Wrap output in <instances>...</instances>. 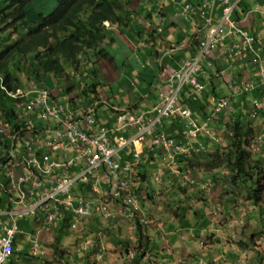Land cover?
I'll return each instance as SVG.
<instances>
[{
    "label": "built area",
    "instance_id": "1",
    "mask_svg": "<svg viewBox=\"0 0 264 264\" xmlns=\"http://www.w3.org/2000/svg\"><path fill=\"white\" fill-rule=\"evenodd\" d=\"M218 1L224 4L222 20L213 26L211 15L198 12L208 32L198 43L195 56L167 77V88L151 111L105 125L96 115L98 101L90 106L78 105L74 99L48 102V91L38 87V96L23 106L21 117L12 122L0 120V194H5L10 202L9 208L0 209V264H7L14 254L16 235L23 232L19 219L28 215L37 226L29 244L35 256L46 253L38 237L40 229L66 222L70 230H77L83 221L93 215L105 217L112 208L127 219H137L142 211L141 194L131 184L137 180V168L149 136L151 148L158 144L157 149L172 161L170 174L179 184L195 185L196 177L173 165L198 150L193 141L199 136H207L215 143L223 140V134L211 124L207 114L212 110V116L218 118L231 106V98L212 96L211 109L204 108L201 113L203 120L186 102L195 101L204 92L205 82L199 78L201 59L208 58L217 44L230 36H236L237 41L228 43L224 52L232 62L246 63L244 68L249 69V74H238L234 81L232 75L227 82L235 94L258 90L243 118L252 120L260 114L264 108V55L256 46L260 39L228 19L237 0ZM211 6L212 2L202 5ZM192 8V3L186 4L180 14L187 16ZM212 64L208 62L211 68ZM214 73L220 76L224 71ZM186 87L189 90L184 96ZM171 118L183 126L180 138L158 130ZM249 147L259 152V141H252ZM162 178L160 170L156 179ZM208 183L198 181L201 187ZM5 217L10 218L9 223ZM140 222L141 218L135 223L141 225Z\"/></svg>",
    "mask_w": 264,
    "mask_h": 264
},
{
    "label": "crops",
    "instance_id": "2",
    "mask_svg": "<svg viewBox=\"0 0 264 264\" xmlns=\"http://www.w3.org/2000/svg\"><path fill=\"white\" fill-rule=\"evenodd\" d=\"M159 1H161L159 3V6H162L163 10L160 11L158 7V10L160 12L158 13L155 12L156 15L152 14V16L149 18L145 16V20L137 21V24L135 22H132V24L127 28V30L129 29L130 31L129 39L123 36V34L120 37L119 36L117 37L115 34L114 36L112 35L113 36L112 37L113 39L111 38L113 41L112 47L116 48V52L113 53L112 50L109 51L107 49L109 51V57L106 59V61H101L100 65L103 66L104 74L106 76L109 75L112 81H118L119 83H122L121 87H119L116 83L115 84L117 86V92L123 94L124 91L126 90L125 95H122L125 96L124 97L125 99L121 100L120 102V103H125L126 106H123L121 104H119L118 106L114 105L116 107H113L112 104L108 106L107 109L111 110V116H109V119L107 121H102L97 115L99 121H101L102 123L111 124L113 122H121L123 119L124 120L130 119L138 114H143V113L145 114L151 111L152 107L159 102L160 93L164 92L165 89L167 88L166 87L167 77L170 76L175 69H179L185 60L195 56L198 47L197 46L198 42H196V40L194 39H198V40L202 39L203 38L202 35L205 36V34L208 32V28H206L204 25L201 29H198V27H196L194 21H192L191 18L187 19L178 15V9L184 2L188 0H176V3L174 2L171 3L170 0H159ZM149 9H150L149 11H151V9H154L152 7V4L151 6H149ZM162 14H166V15L160 17V15ZM219 17H220V7L217 4L214 9L213 22L214 23L217 22ZM232 17L233 19L235 18L242 19V22L248 24L251 30L261 34L263 39V44L261 46V49L264 55V0H240V5L234 11ZM113 31H115L114 33H117V31L113 30L112 28V31H110V35L112 34ZM159 31L168 32L167 38L170 41V48L172 47L175 48V50L170 51L169 55H166V65L161 67L154 60V57L157 54H161L160 52L166 49V47L162 45L164 43L160 41L159 35L161 33ZM117 34H121V33H117ZM231 40L232 39L227 38L224 43H219L217 47L211 52V54H209L207 59L205 60L201 59L200 66L202 62H204L206 64V67L210 69L212 66L209 67L208 62L211 61L213 63L212 64L213 68H211V71L208 73L205 71L206 68L201 69V71L199 72L200 75L199 78L203 82H205V89L203 93L204 101L202 103L203 105L205 104V107H203V109L207 108L208 111L211 109L210 100L212 96H216V97L227 96L231 98L230 108L233 107L229 112V114L230 116L233 115L235 116L236 111L237 112L243 111V114L246 112L243 107L244 103L240 100L241 99L240 94L244 95L243 97H245V100L248 98L245 102L249 104L251 98L256 96L255 94H257V91L253 90V92L240 93V94H235L232 92L231 90L232 87L227 82L228 78L234 75L233 77V81H234L235 79H237L238 74H242V75L246 74L248 73L249 69L244 68V66H248L246 63H239V64L233 63L228 59V57L224 53L225 44L227 47L229 41ZM151 54H153L154 56L150 57ZM115 56L122 58L121 61L118 60L119 61L118 66L116 65L118 61L117 59L115 60L114 58ZM142 61H144V63L147 62L151 63L150 69L152 71L154 69H157V71L154 74H152L154 76V80H148L150 82L147 81L144 83L143 94H141V91H138L139 87L141 86V83H143L141 77L138 74V72L142 71V68L140 66ZM230 65H235V70H233ZM115 68H118L117 70H122L123 73L124 72L129 73L130 75L134 76V78L125 79L123 73L118 76H116L114 73H110V71H113ZM215 70L216 71L223 70L224 74L218 76L220 77L219 79H213V77L210 78V75L217 76L214 73ZM203 74L206 76H204ZM85 78L87 79L88 76ZM205 78H207L208 81L205 80ZM221 81L222 82L225 81L224 82L225 86L222 84ZM136 87L137 89H135ZM212 91H214V93L216 91V93H220L221 95L219 94V96H217L216 94H213ZM128 92H130L129 96H128ZM135 94L137 97L135 96ZM236 96H238L237 99L238 98L239 99L235 100L236 101L235 103L231 102L232 100L234 101V97ZM79 102L81 103L82 100H79ZM102 103H103L102 101H98L99 106ZM98 105L96 107V114H97V109L99 107ZM84 106H88V103H86V105ZM262 111H264V109ZM195 112L197 115H200V111L198 113V106H197V111ZM104 114L106 115V112H104ZM119 114H122L124 116L121 117L120 119L114 117L115 115H119ZM225 118L226 117L224 116H219L217 119H215V123L217 121L220 122V127L223 128V125L224 126L228 125L227 124L228 122L225 123L226 122L224 120ZM180 127L183 129L181 123L171 118V119H166L162 123V125L158 128V130L159 129L165 130L171 132L174 135H178L180 134V132H182V130L179 129ZM221 133L224 134L223 132ZM122 134L128 136L129 132L123 131ZM202 138H204V135L199 136V139L193 141V144L195 145H198V143L201 142V146H202V148H198L196 154H199L201 152H205V153L209 152V150L205 149L206 145L202 143L205 141H203ZM205 140L208 141L206 138ZM155 151L157 152L155 153ZM148 152H151V160L149 158L147 163L144 159L145 155L142 156V161L139 167L137 168L138 177L140 179H144L142 185H144L146 181L149 179V175L153 176V174H157V171L162 169L161 166L164 159L163 157L165 156L157 149V147L149 149ZM159 154L161 156H158ZM173 166L175 167L177 166L179 168L182 167L183 165L177 162L176 165ZM164 167L165 168L163 169H165L164 171L165 174L163 177L164 179L163 182H167L168 181L167 177L168 178L174 177L173 175L170 174L169 171V169L171 170L172 168V161H170ZM166 168L168 169V173L166 172ZM149 169H151V172H148ZM198 169L202 170V173L200 174L201 175L200 178L204 180H208V182H210V180H212L213 178L216 179L217 177L216 175L220 174L218 173L219 171H217L216 169H214L213 171H206L202 168H198ZM142 188L143 186L140 187V189ZM146 188L147 189L142 190L143 195L141 194V200L143 201L144 198L146 197L153 198L154 186L147 185ZM148 188H151V190H149ZM159 188L160 191L164 193L171 190L169 186L164 183ZM140 189L139 187L137 189L139 194H140ZM199 192L200 191L198 190V196H201L200 201L207 203L208 201H205L203 198H208V197L199 195ZM176 195L183 196V197L179 196L177 197V199L180 200H182L183 198L187 200L193 199V201L198 203V199H197L198 196L193 195V197L188 198V197H184L185 195L182 194L181 192L180 194L174 193V197ZM147 202L148 201L146 202L144 201L145 203L144 206H146ZM9 203L10 202L7 201L6 195L0 194V209H2V211H4L5 208L10 207ZM143 208L144 207L142 206V210ZM156 208H157V212L155 214V217H158V219L157 218L154 219L156 221V225H152V228L150 226L148 229V232L150 231L148 233L149 236L151 233L153 238L150 239L148 243H143V244L138 243V246L139 244H141V246L137 247L134 251L135 253L134 256H137L136 260H138V258L142 256L143 252H146V254H148V252L151 251L152 249L155 251L156 248L162 249L163 247L165 248L167 247L168 249H171V252L165 253L164 251V258L162 259L164 261V264H201L199 263L200 262L199 259L200 260H204V259L199 258L198 248L200 249L203 248L200 246L198 247V243H199L198 241L202 239L201 237L202 233H205L208 230H212V228L209 226L210 223L208 219L210 218L208 217V211L205 212L203 206H198L196 208L193 207L194 209L190 210V213L188 214L187 212L185 213V211H182V209H178L177 207L176 209H174L173 207L167 209L162 205L157 204ZM5 219L8 220L5 222L9 223L10 218L5 217ZM19 221H20V228L23 232H20L16 235L14 254L12 255V257L10 258L7 264L9 263L14 264V259L18 254L21 253L30 254L29 253L30 237L31 235L34 234L35 232L34 230L37 229V226L33 223V219L31 218L30 215L26 216L25 218L19 219ZM129 221L130 220H128L124 215L116 212V209L112 208L110 214L105 217H102L100 215H93L88 220L83 221L77 230L79 232H81V229L83 228L87 229L86 232L88 231L90 232L91 230H99L97 234L100 235L103 234L100 237L99 242L104 250H109L111 248H114L116 246L115 244H118L120 240L124 238L123 234L126 233V234L134 235V233L137 231V229L135 231V228H131L129 233V231L127 230V223ZM29 222H31L32 224L30 229H29L30 226ZM124 223H126V225H124ZM66 225H67L66 222L65 223L62 222L57 224L56 226L55 225L52 226L51 228H43L39 230L38 237L40 239V243L42 247L46 249V253H47L46 257H51L52 252L50 248H52L51 246L54 244L55 247H57L55 242H58L59 244V242L61 241L62 239L61 233L65 232L64 227H66ZM109 225L111 226L113 225L115 228L109 230L108 229ZM160 228H162L161 230L165 231V235L162 236L160 235L159 237L155 236L156 231H158ZM107 233L108 234L114 233V236L111 235L110 237H108ZM117 234H120L119 238L116 237ZM96 235L94 239L97 238ZM135 241H137V238L135 239ZM91 243L93 245L95 241H92ZM118 247L120 246L118 245ZM109 254L110 252L108 251L107 255L109 256ZM82 255L81 256L80 254L75 255L78 258H80L79 263H81L84 260V257ZM123 257L124 256L121 255V259ZM146 260L147 257L143 258L140 261V264H147ZM159 260H161V258H159ZM172 261H174V263H171Z\"/></svg>",
    "mask_w": 264,
    "mask_h": 264
},
{
    "label": "rangeland",
    "instance_id": "3",
    "mask_svg": "<svg viewBox=\"0 0 264 264\" xmlns=\"http://www.w3.org/2000/svg\"><path fill=\"white\" fill-rule=\"evenodd\" d=\"M5 1L6 0L2 1V4ZM40 1L43 2V0H40ZM44 1H45L44 12H51L52 9L56 6V4L61 0H44ZM152 1L154 0H133V2L131 3V8H133L132 9L133 14L130 16L133 22L137 24V21L145 20V16L149 18L152 16V14L156 15L155 12L156 13L160 12L157 8L151 9V11H149L150 10L149 6H151ZM170 2L172 3L173 0H170ZM2 4H0V7L2 6ZM28 15L30 16L31 13ZM165 15L166 14H162L160 15V17H163ZM34 19L38 21L36 17H34ZM191 20L194 21V24L196 26L198 24V29L203 27L202 20L195 13H192ZM116 31L117 33H121V34L114 33L115 31H113L112 34L110 36L108 35L105 41L102 43V46H103L102 48H105L106 50L108 49L109 51L112 50L113 53L116 52V48L112 47V44H113L112 37L114 36V34L117 37L118 36L120 37L123 34V36H125L128 39L130 36L129 29L128 30L125 29V31H118V30ZM160 33H161L159 35L160 41L164 43L162 45L165 46L166 49L162 50L160 52L161 54H157L154 57V60L161 67V66L166 65V55H169L170 51L175 50V48L173 47L170 48V41L167 38L168 32H160ZM8 35L10 39L14 38V35L13 37L9 33ZM3 37H5L4 34H3ZM152 56L154 55L151 54L150 57ZM89 57L90 59H93V55H90ZM219 57H218V60H219ZM114 58L115 60L117 59V61L118 60L121 61L122 59L121 57H118V56L117 57L115 56ZM84 61L85 62H82L83 63L82 65L85 66L84 70L85 69L89 70V71L87 70L88 78L86 80H82V77L84 75L83 72H79L77 74V77H78V80H80L81 82L83 81V83L87 84V89L89 90L86 92L85 95H82L83 93L81 90V85L78 87V84H75V89L78 91V95H79L78 100H81L82 99L81 96H83L84 105L88 103V106L92 105L93 101H102L103 103L100 104V106L97 109V115L102 121H107L109 119V116H111V110L107 109L108 106H110L111 104L116 105V106H118L119 104L126 106L125 103H120L121 100L125 99L124 98L125 96H122V95H125L126 90L124 91L123 94H121L120 92H117L116 84L119 87H121L122 83H119L118 81H112L109 75L106 76L104 74L103 66L100 65L101 60L100 61L95 60L94 63L92 64L91 63L89 64L87 59H85ZM118 64H119V61L116 65L118 66ZM150 64L151 63L149 62L144 63V61H142L140 65L142 68V71L138 72V74L141 77L143 83H141V86L139 87L138 91H141V94H143L144 83L147 82L148 80H154V76L152 74H154L157 71V69H154L152 71L150 69V66H151ZM230 66L232 67L233 70H235V65H230ZM204 68H206L205 71L207 73L211 71V68L208 69V67H206V64L202 62L201 69H204ZM67 69H69V67H67ZM117 69L118 68H115L113 71H110V73H114L116 76L123 73L122 70H117ZM101 70L103 73L101 72ZM123 76L125 79L134 78V76L130 75L127 72H124ZM23 77L24 76H22V78ZM211 77H213V79L220 78L214 75L212 76L210 75V78ZM48 80H51V79H47V82ZM205 80L208 81L207 78H205ZM224 82H222V84L225 86ZM52 84L54 83L52 82ZM93 87L95 91H92ZM135 89H137V87ZM76 90L75 92L77 93ZM214 94L219 96L220 93H216L215 91ZM129 95H130V92H128V96ZM243 96H244L243 94H240V97H241L240 100L244 103L243 107H244V110L246 111L248 108V104L245 101L248 98L245 100V97ZM237 97L238 96L234 97V101L232 100L231 102L235 103L236 102L235 100L239 99V98L237 99ZM189 105L195 110V107L193 104L189 103ZM232 108L228 107V109L225 110V112L218 114V116L226 117L224 119L226 121L225 123L228 122L229 124L230 121L232 120V116H230L229 114ZM262 110L263 109H261V111ZM104 112H106L107 116L104 114ZM212 114L213 112L211 110L209 114H207V116L209 119L213 120L211 124L215 128L217 127L218 130L224 133L222 135L223 140L220 143H215L210 138L204 136L202 140L205 142H202V143L206 145L205 149L209 151H212L214 147H217L222 151L223 150L226 151V148H228L230 144L231 132L226 125L225 126L223 125V128H221L220 122L217 121L218 123L217 122L215 123V119L217 118L212 116ZM242 115H243V112H242ZM123 116L124 115L119 114V115H115L114 117L117 119H120ZM203 118L204 117L200 119L203 120ZM251 125L254 130L253 141H256V140L259 141L260 150L259 152L255 153L253 150L249 148L251 152L250 154L251 159H253L255 163L257 162L259 167L253 172V181L248 182V184H244L242 182H240L239 184H232L229 180L231 178L229 171L224 167H220L219 169H216L217 171H219L218 173H220L219 175H216L217 176L216 179L213 178L212 180H210V182L208 183L206 187L205 186L201 187L200 185H198V181H208V180H204L200 178L201 177L200 174L202 173V170L198 169V166L196 164L194 166L186 165L187 166L186 167L185 166L186 163H184V161L179 162V164L183 166L179 167L178 169L181 171H187L193 177H196L197 179L196 184L190 185V186H183L179 184V181L176 177H169V178L167 177L168 183L163 182L164 179L163 178L156 179V175H158L160 170H162L163 177H164L165 169L163 168H165L164 166L170 162L168 158L164 156L163 163L161 166L162 169L160 170L158 169L159 171H157V174H153V176L149 175V179L146 181L144 185H142V182L144 181V179H140L139 177H138L139 180L137 179L135 180V182L131 184L133 189H138V187L140 189V187L143 186V188L140 189V194L142 195H143L142 190L147 189L146 188L147 185L154 186L153 198H147V197L144 198L145 202L148 201L146 206H144L145 204L144 201L141 200V204L144 208L139 213V217H136L137 219L141 218V220L143 221V222H140L141 224L140 227H142L140 228V232L138 231L136 226L133 227L134 226L133 223H135L137 219L130 217L131 219H128L130 221L127 223V230L130 233L131 228H135V231L137 229L134 235L125 233L123 234L124 238L121 239L118 244H115L116 246L114 248H111L109 250H104L99 242L100 237L103 235V234L101 235L97 234L99 230H91L90 232L89 231L86 232L87 229L83 228L81 229V232H79L78 230H70L69 227L66 225V227H64L65 232L61 233L62 235L61 241L59 242V244L58 242H55L57 247H55V244H54L51 246L52 248H50L52 252L51 257H46L47 253H45V255L43 256H35L31 252H29L30 254L21 253L15 257L14 264H122V263L123 264H140V261L145 257H147V260H146L147 264H164V261L162 260L164 258V251L165 253L171 252V249H168L167 247L166 248L163 247L162 249L156 248L155 251L152 249L151 251L148 252V254H146V252H143L142 256L138 258V260L134 258L135 249L141 246V244H139L138 246V243H142V244L148 243L149 240L153 238L151 233L149 236L148 233L150 231L148 232V229L150 226L152 228V225H156V221L154 219L155 218L158 219V217H155V214L157 212V208H156L157 204L162 205L163 207L167 209H170L171 207L176 209L177 207L178 209H182V211H185V213L187 212V214L190 213V210H193L194 208L198 206H203V208L205 209V212L208 211V217L210 218L208 219L210 223L209 226L212 228V230H208L207 232L202 233L201 234L202 239L198 241L199 242L198 247L200 246L203 248V249L198 248V256L199 258L204 259V260L199 259L200 261V262L198 261L199 263L201 264H264V111L260 112L259 115H257L254 119H252ZM151 137L152 136H149L147 138V141L144 144L143 152H142L141 159H140L142 161V156L145 155L144 159L147 163H148L149 158L151 160V152H148V150L152 149L151 147H153L151 145L152 144ZM205 138L208 141H206ZM155 145L156 147L157 146L159 147L158 144H155ZM194 146L196 147L198 146V148H202L201 142L198 143V145L194 144ZM156 152L157 151H155V153ZM195 152L196 151H194V153ZM207 155H208V152L192 154L191 156H189L190 160L188 161H190L191 163L198 162V160L199 162L204 161L207 158ZM158 156H161V155L159 154ZM148 172H151V169H149ZM166 172L168 173L167 168H166ZM160 182L162 184L164 183L168 185L171 190L165 193L160 191L159 187L162 185ZM256 182H258L259 185L262 186L261 198L260 200H258L259 201L258 204H255L253 200L249 197V192H250L249 184L251 185V183H253V185H256L255 184ZM148 189L151 190V188H148ZM198 190L200 191L199 195L208 197V198H203L205 201H208L207 203L200 201L201 196H198ZM180 192L185 195L184 197H188V198L193 197V195L198 196L197 198L198 203L193 201V199H190V200H187L185 198H183L182 200L177 199V197L179 196L183 197L182 195H176L174 197V193L180 194ZM144 220L146 222H144ZM5 221H8V220L5 219ZM106 223H107V220H106ZM29 225H30L29 226V229H30L32 225L31 222H29ZM124 225H126V223H124ZM112 226L109 225L108 229L112 230L115 228L114 226L113 227ZM161 229L162 228L156 231L155 236L159 237L160 235L161 236L165 235V231ZM119 233H120V230H119ZM95 235L97 237L96 239H94ZM111 235L114 236V233H109V234L107 233L108 237H110ZM116 237L119 238L120 234H117ZM136 238H137V241H135ZM92 241H95L93 245L91 243ZM118 245L120 247H118ZM44 250L46 251V249ZM108 251L110 252L109 254L110 257L107 255ZM79 254L80 256L82 255L84 257V260L81 263H79L80 258L75 256ZM121 255L124 256L122 259H121ZM159 258H161V260H159ZM171 263H174V261H172Z\"/></svg>",
    "mask_w": 264,
    "mask_h": 264
},
{
    "label": "trees",
    "instance_id": "4",
    "mask_svg": "<svg viewBox=\"0 0 264 264\" xmlns=\"http://www.w3.org/2000/svg\"><path fill=\"white\" fill-rule=\"evenodd\" d=\"M2 1L4 0H1V4ZM132 2L133 0H61L51 12H44V0L3 2L0 7V118L11 120L15 117V106L19 100L12 98L9 93L23 86L21 75L26 80L37 82L47 75L58 81L67 80L70 77L67 67L75 75L84 71L82 62L85 59L89 64L95 60H106L109 52L102 48V43L110 35L112 28L125 31L132 24ZM156 2L159 0L152 1V7H159L162 11L163 7L157 6ZM8 33L12 37L14 35V38L10 39ZM194 40L199 43L197 39ZM90 55H93V59H90ZM70 89L71 86L67 88L68 91ZM188 90L184 89V96ZM83 91L85 92L84 89ZM92 91H95L94 87ZM203 93L195 101H190L195 109L198 106L200 113L204 112L205 107L202 104ZM242 112L236 111L230 123H227L231 140L226 151L215 147L208 152L204 161L191 163L187 159L184 161L185 166L196 164L206 171L224 167L231 175L229 180L232 184H248L253 181V172L259 167L251 159L249 150L254 130L252 120L244 119L245 113L242 115ZM179 129L183 130L181 127ZM181 133L175 137H181ZM255 184H249V197L258 204L262 186L258 182ZM135 226L140 232L142 227L138 223ZM134 258L137 259V256Z\"/></svg>",
    "mask_w": 264,
    "mask_h": 264
},
{
    "label": "clouds",
    "instance_id": "5",
    "mask_svg": "<svg viewBox=\"0 0 264 264\" xmlns=\"http://www.w3.org/2000/svg\"><path fill=\"white\" fill-rule=\"evenodd\" d=\"M230 1H235V0H230ZM161 1H159L157 3V6H159V3ZM174 3H176V0H173ZM172 2V3H173ZM210 2H212V6L210 8H205V7H202L203 4H210ZM189 3H192L193 4V8L188 12L187 16H182L180 14L182 8L186 5V4H189ZM0 4H1V0H0ZM219 5L220 7V17L218 19L217 22H213V14H214V9H215V6L216 5ZM240 5V0H237V7L232 11V13H230L228 19L230 21H233L235 24H238V25H241V27L247 31H249L251 34H254L256 37H259L260 41L257 42L256 46L259 48V50L262 51L261 49V46L263 44V39H262V36L260 33L258 32H254L253 30L250 29L249 25L242 22V19L240 18H235L233 19L232 15L234 13V11L239 7ZM223 7H224V4H222L220 1L218 0H188L186 2H184L180 8L178 9V15L184 17V18H187V19H190L191 18V15L192 13H195L196 15L198 14V12L201 13V10L204 11V14L205 15H211V18H212V24L213 26L217 25L222 19L223 17ZM158 9V8H157ZM198 16V15H197ZM108 25V22L106 23ZM203 26V25H202ZM206 27V26H205ZM208 28V27H206ZM206 35V34H205ZM203 38H204V35H202ZM202 38V39H203ZM230 39H232L231 41H237V37L236 36H230L228 37ZM235 38V39H234ZM202 39H197L199 42L202 40ZM226 40V39H225ZM224 40V42H225ZM229 41V43L231 42ZM222 42V43H224ZM218 45V44H217ZM197 46H198V43H197ZM217 47V46H216ZM226 49V44L224 46V50ZM197 51H198V47H197ZM196 51V53H197ZM226 54V56L228 57L227 55V52H224ZM211 54V53H210ZM263 54V53H262ZM209 56V55H208ZM207 59V58H206ZM228 59L231 61V59L228 57ZM202 60H205V59H202ZM101 62V61H100ZM233 63H236V64H239L237 62H233ZM89 65V64H88ZM85 68V67H84ZM83 68V69H84ZM87 70L88 69H85L83 72V77H82V80H86L85 77L88 76V73H87ZM67 72L70 74V77L67 79V80H64V79H61L60 81L56 80L57 78H53L51 75H47L42 81H34V80H26L24 77L22 78L23 80V86H21L20 88H17L14 92L12 93H9V95L12 97V98H17L19 101L17 102L16 106H15V117L13 119H8V118H5V117H2L0 118L1 119H7V120H10V121H13L14 119H16L17 117H21V114L23 113V106L26 105V103L28 101H30L31 99L37 97L38 95L37 92L35 90L39 88H45L48 93H49V96H48V102H51L52 100H55V99H60V100H73L74 99V102H76V104H84V98L83 96L82 97V102L80 103L79 100H78V91L75 89V84H78V87L81 85V90H82V95H85L86 92L89 90L87 89V84L83 83V81L81 82L80 80H78V77H77V74H73L72 71L69 69H67ZM91 72V71H90ZM22 77V75H21ZM47 79H51L52 82L54 84H52L51 80H48L47 82ZM26 82V83H25ZM71 86V89L70 91L67 90V88ZM83 89L85 90V92L83 91ZM75 90L77 91V93L75 92ZM256 91V89H255ZM253 92V91H252ZM256 95V96H255ZM254 96L257 97L258 96V90H257V94H255ZM35 96V97H34ZM75 96V98H74ZM33 97V98H31ZM66 97V98H65ZM31 98V99H30ZM253 98V97H252ZM251 98V99H252ZM191 101V100H190ZM96 101H93L92 103H94ZM188 105L190 102H186ZM99 106V105H98ZM113 107H116L114 105H112ZM190 106V105H189ZM193 109V108H192ZM264 109V108H263ZM194 110V109H193ZM196 111V109L194 110ZM113 112V111H112ZM97 115V114H96ZM200 116L201 118L203 117L202 114L200 113ZM244 117V116H243ZM98 118V117H97ZM101 122V121H100ZM102 123V122H101ZM105 125H109V124H106V123H103ZM183 132V130H182ZM176 136V135H174ZM181 136H182V133H181ZM180 138V137H178ZM144 148V147H143ZM163 154V153H162ZM196 154V153H194ZM164 155V154H163ZM167 157V156H166ZM189 159V157L187 158ZM187 159H178L176 162H182V161H186ZM169 161H171L170 159H168ZM170 171V169H169ZM138 179V177L136 178Z\"/></svg>",
    "mask_w": 264,
    "mask_h": 264
}]
</instances>
